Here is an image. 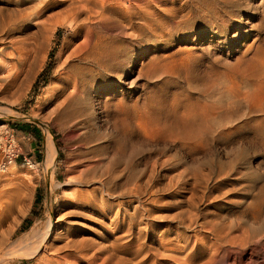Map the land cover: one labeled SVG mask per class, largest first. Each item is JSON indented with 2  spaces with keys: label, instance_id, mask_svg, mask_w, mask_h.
I'll list each match as a JSON object with an SVG mask.
<instances>
[{
  "label": "rangeland",
  "instance_id": "rangeland-1",
  "mask_svg": "<svg viewBox=\"0 0 264 264\" xmlns=\"http://www.w3.org/2000/svg\"><path fill=\"white\" fill-rule=\"evenodd\" d=\"M0 34V264H46L85 163L94 264H264V0H0Z\"/></svg>",
  "mask_w": 264,
  "mask_h": 264
},
{
  "label": "bare ground",
  "instance_id": "bare-ground-1",
  "mask_svg": "<svg viewBox=\"0 0 264 264\" xmlns=\"http://www.w3.org/2000/svg\"><path fill=\"white\" fill-rule=\"evenodd\" d=\"M93 4V3H92ZM76 10V9H75ZM13 24V23H12ZM7 27V26H5ZM4 27V28H5ZM10 29V28H9ZM7 29V30H9ZM3 31V30H2ZM2 33V32H1ZM4 33V32H3ZM1 35V34H0ZM4 35V34H3ZM2 36V35H1ZM87 57V56H86ZM93 59V58H92ZM100 60V59H99ZM103 61V60H102ZM99 62V61H98ZM93 64V63H92ZM87 72V71H86ZM90 72V71H89ZM118 72V71H117ZM85 74V73H84ZM76 75V74H75ZM86 75V74H85ZM90 75V74H89ZM86 77V76H85ZM89 77V76H88ZM93 77V75H92ZM79 78H82L81 75H76V77H74L73 80H66L64 85H68V86H71V90L70 92L68 93L67 92V95L66 96H63L62 100L64 101V103H66L67 106H71L74 105V103H77V102H81L83 99H84V92L86 91V88H85V84L82 85V84H79ZM110 78V77H109ZM118 78V77H117ZM88 79V78H87ZM119 79V78H118ZM120 80V79H119ZM83 81V80H81ZM85 81V80H84ZM113 82V81H112ZM62 83V82H61ZM258 84V82L256 83V85ZM87 85V84H86ZM255 85V94H253L251 97L253 100H255L257 103H258V109L264 113V80L261 81L259 83V85L256 86ZM89 86V85H88ZM60 87V86H59ZM62 87V86H61ZM58 90V89H57ZM66 90V89H65ZM95 91V90H94ZM97 91V90H96ZM61 92V91H60ZM59 92V93H60ZM58 93V94H59ZM87 93V92H86ZM63 95V94H62ZM58 96V95H57ZM61 96V95H60ZM59 96V97H60ZM86 96V95H85ZM89 96V95H88ZM62 97V96H61ZM62 100H58V101H61ZM61 102L59 104H61ZM83 103V102H82ZM78 104V103H77ZM76 104V105H77ZM61 107V105H60ZM63 108V107H62ZM65 108V107H64ZM63 108V109H64ZM68 107H66L67 109ZM88 108V107H87ZM62 109V110H63ZM65 109V110H66ZM70 109V108H69ZM256 109V108H255ZM85 110V109H84ZM82 112V111H81ZM85 112V111H84ZM69 117L71 118H75L76 117H79L78 115L80 114V112L78 113V110H68L67 111ZM65 115V114H64ZM63 115V116H64ZM81 117V116H80ZM78 119V118H76ZM258 123L260 122H264V116L260 117L258 120H257ZM263 124V123H262ZM201 127L198 128V130L200 129ZM197 130V127H195L194 130H191L190 132H188L186 134V137L187 138H193L197 135L198 133V130ZM48 144H49V148H48V152H47V156H46V162L47 164L51 161V158L53 159V146H52V143H51V140L50 138H48L47 140ZM87 161H88V158H87ZM46 164V165H47ZM50 165V163H49ZM89 164H84L81 168V170L74 174L72 177H71V180H70V184L73 185L74 187V190H72V193L71 195H68V199H67V207L68 209L66 210V212L62 213L63 215H61V223L64 224L66 227L62 229V233L64 234V238H63V242L60 246H56V247H53L51 250V253H50V256L48 258H46V264H78V263H85V264H94L95 263V259H94V256H97V254L101 253V252H98L97 254L96 253H93L92 255L90 254L88 256V253L91 251L92 249V246H93V242L92 240H88L87 239H82V240H77V236L78 234H80L82 231H84V229L87 231V228H86V225H90V224H94L97 223L96 220H98L99 218L98 217H95V212L96 211H99L101 210V204H102V207L105 206V203L104 202V199L103 198H97L96 197V194L97 193H103L105 191V189L103 190H99L97 191V188L98 187L96 185V187H94V184L95 182V174L93 175L92 172H90V167H88ZM49 167V166H48ZM92 168V167H91ZM109 172V171H108ZM115 172V171H113ZM112 173V172H110ZM108 174V173H107ZM97 175V174H96ZM100 176V175H99ZM111 176V175H110ZM114 176V174H113ZM108 177V176H107ZM100 178V177H99ZM108 179V178H107ZM110 179V177H109ZM113 178L110 179V181L112 180ZM99 180V179H97ZM103 180V179H102ZM100 181V184L104 187L105 185V181ZM99 181L97 183H99ZM108 183V182H107ZM106 183V184H107ZM100 186V187H102ZM99 187V188H100ZM102 187V188H103ZM100 197V196H99ZM5 204V203H4ZM2 214L3 212L0 211V226L2 224ZM99 217L101 218H105V214L100 211L99 212ZM5 217V216H4ZM264 221V220H263ZM262 222V220H261ZM259 221V223H261ZM90 223V224H89ZM103 219L101 220L100 223H98V229L100 230V228H102L103 226ZM258 223V224H259ZM264 223V222H263ZM50 224V223H49ZM261 225V224H260ZM264 228V226H263ZM98 229L94 232H90L92 236H97V234H99V231ZM91 231V230H90ZM93 231V230H92ZM88 232V231H87ZM36 232L34 230L31 231V234H35ZM264 233V232H263ZM44 235V234H43ZM43 235H42V238H43ZM47 237V234L44 235V238L46 239ZM26 237H23L21 238V241L22 239H25ZM41 239V238H39ZM239 240V239H238ZM241 240V239H240ZM39 241V240H38ZM18 242V241H17ZM20 242V241H19ZM24 242V241H23ZM237 242V241H236ZM2 243V239L0 240V245ZM238 243V242H237ZM19 244V243H18ZM37 244V243H35ZM39 244V242H38ZM19 246V245H18ZM17 246V248H18ZM2 247V246H1ZM36 247V246H35ZM94 247V246H93ZM33 249V246L31 247ZM24 249V248H23ZM37 249V247L35 248V250ZM13 250V249H11ZM10 250V251H11ZM22 250V249H21ZM101 250V249H100ZM9 252V250L7 249L5 252ZM23 252L25 250H22ZM21 251V252H22ZM96 251V250H95ZM104 252V250H101ZM29 252V251H28ZM35 251H30L29 253H34ZM26 253V252H25ZM92 253V252H91ZM16 254V253H15ZM24 254V253H23ZM27 254V253H26ZM31 255V254H29ZM34 255V254H33ZM22 256V255H21ZM96 258V257H95Z\"/></svg>",
  "mask_w": 264,
  "mask_h": 264
},
{
  "label": "built area",
  "instance_id": "built-area-1",
  "mask_svg": "<svg viewBox=\"0 0 264 264\" xmlns=\"http://www.w3.org/2000/svg\"><path fill=\"white\" fill-rule=\"evenodd\" d=\"M20 147L14 130L7 125H0V171L14 163L20 154Z\"/></svg>",
  "mask_w": 264,
  "mask_h": 264
},
{
  "label": "trees",
  "instance_id": "trees-1",
  "mask_svg": "<svg viewBox=\"0 0 264 264\" xmlns=\"http://www.w3.org/2000/svg\"><path fill=\"white\" fill-rule=\"evenodd\" d=\"M24 130H27V129H24Z\"/></svg>",
  "mask_w": 264,
  "mask_h": 264
}]
</instances>
